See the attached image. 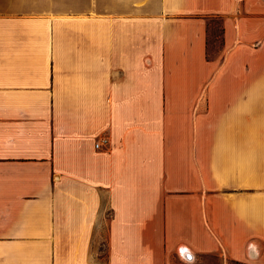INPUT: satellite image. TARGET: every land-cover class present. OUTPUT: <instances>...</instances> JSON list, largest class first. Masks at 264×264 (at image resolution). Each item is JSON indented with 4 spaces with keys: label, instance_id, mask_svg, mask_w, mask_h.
Here are the masks:
<instances>
[{
    "label": "crops",
    "instance_id": "0c3cea01",
    "mask_svg": "<svg viewBox=\"0 0 264 264\" xmlns=\"http://www.w3.org/2000/svg\"><path fill=\"white\" fill-rule=\"evenodd\" d=\"M201 254L264 264V0H0V264Z\"/></svg>",
    "mask_w": 264,
    "mask_h": 264
},
{
    "label": "rangeland",
    "instance_id": "374dc122",
    "mask_svg": "<svg viewBox=\"0 0 264 264\" xmlns=\"http://www.w3.org/2000/svg\"><path fill=\"white\" fill-rule=\"evenodd\" d=\"M222 44L221 33V19L219 17H213L209 21V55L210 57H216L219 54ZM96 249L99 251L98 255L101 257L106 254V245L104 241H98L96 243ZM188 260H193L194 256ZM97 264H105V258L97 260ZM192 264H225L222 258L217 254H201L198 257V261ZM226 264H246L243 262H236L228 260Z\"/></svg>",
    "mask_w": 264,
    "mask_h": 264
},
{
    "label": "built area",
    "instance_id": "2783aa9c",
    "mask_svg": "<svg viewBox=\"0 0 264 264\" xmlns=\"http://www.w3.org/2000/svg\"><path fill=\"white\" fill-rule=\"evenodd\" d=\"M108 143H109V139H108V137H103V138L99 139V140L95 143V146H96V148H101V147L106 146ZM188 257H189V256H188ZM190 257H191V255H190Z\"/></svg>",
    "mask_w": 264,
    "mask_h": 264
},
{
    "label": "trees",
    "instance_id": "16d2710c",
    "mask_svg": "<svg viewBox=\"0 0 264 264\" xmlns=\"http://www.w3.org/2000/svg\"><path fill=\"white\" fill-rule=\"evenodd\" d=\"M221 19V18H220ZM222 20V19H221ZM223 31H224V27H223V24H222V21H221V33L223 34ZM208 56L210 57L209 55V49H208Z\"/></svg>",
    "mask_w": 264,
    "mask_h": 264
},
{
    "label": "snow or ice",
    "instance_id": "6c2138e0",
    "mask_svg": "<svg viewBox=\"0 0 264 264\" xmlns=\"http://www.w3.org/2000/svg\"><path fill=\"white\" fill-rule=\"evenodd\" d=\"M187 250L186 249H181V253H184L186 252ZM189 259H191V257L189 256Z\"/></svg>",
    "mask_w": 264,
    "mask_h": 264
},
{
    "label": "water",
    "instance_id": "95a60500",
    "mask_svg": "<svg viewBox=\"0 0 264 264\" xmlns=\"http://www.w3.org/2000/svg\"><path fill=\"white\" fill-rule=\"evenodd\" d=\"M187 259H189V257H186ZM191 258H192V256H191Z\"/></svg>",
    "mask_w": 264,
    "mask_h": 264
}]
</instances>
